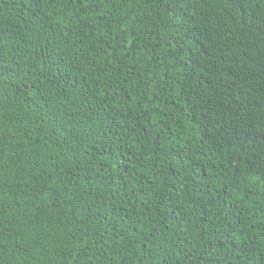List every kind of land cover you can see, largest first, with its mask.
<instances>
[{"label":"trees","instance_id":"1","mask_svg":"<svg viewBox=\"0 0 264 264\" xmlns=\"http://www.w3.org/2000/svg\"><path fill=\"white\" fill-rule=\"evenodd\" d=\"M0 264H264V0H0Z\"/></svg>","mask_w":264,"mask_h":264}]
</instances>
